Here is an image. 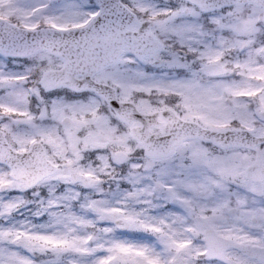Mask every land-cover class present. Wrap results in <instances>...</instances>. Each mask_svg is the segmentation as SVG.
<instances>
[{
	"label": "snow or ice",
	"instance_id": "1",
	"mask_svg": "<svg viewBox=\"0 0 264 264\" xmlns=\"http://www.w3.org/2000/svg\"><path fill=\"white\" fill-rule=\"evenodd\" d=\"M0 264H264V0H0Z\"/></svg>",
	"mask_w": 264,
	"mask_h": 264
}]
</instances>
